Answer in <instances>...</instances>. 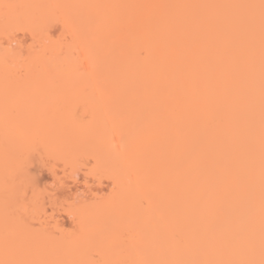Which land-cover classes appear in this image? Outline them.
I'll use <instances>...</instances> for the list:
<instances>
[{"label": "bare ground", "instance_id": "bare-ground-1", "mask_svg": "<svg viewBox=\"0 0 264 264\" xmlns=\"http://www.w3.org/2000/svg\"><path fill=\"white\" fill-rule=\"evenodd\" d=\"M261 3L0 0V89L96 98L67 132L46 115L0 117V264H260ZM32 154L107 183L52 201L71 228L45 211Z\"/></svg>", "mask_w": 264, "mask_h": 264}, {"label": "rangeland", "instance_id": "rangeland-1", "mask_svg": "<svg viewBox=\"0 0 264 264\" xmlns=\"http://www.w3.org/2000/svg\"><path fill=\"white\" fill-rule=\"evenodd\" d=\"M50 34L55 38L60 34V27L58 24H53L50 27ZM17 38L22 43L29 41L27 35H22L20 33L17 34ZM71 90L72 89H66L63 90V92L61 91L60 93L53 94L51 93L52 89L49 88H1L0 91H14L16 93L13 95L0 96V117H4L5 115H15L19 112L29 113L36 118L46 115L45 117L52 119V123L55 121V124H58V127L66 129L65 132H67V130H70L69 126L71 125H83L84 123L86 124L90 122L92 109L96 110V98L95 96L87 95V89H76L75 91L72 90L73 92H71ZM26 92H30V94ZM8 103L15 107H6L5 105ZM68 119L74 122H71L70 124L66 123ZM65 132L63 133L64 135L69 134H65ZM30 156H33L35 160H33V157L32 160L29 159L31 166L29 164L28 170L31 175L35 177V182L39 187V190H46L45 193L47 196L45 195L46 197H43L45 202H43L44 209L48 215H52V218H54V220L65 229L71 228L72 220L63 213L61 206L60 208L59 206L57 208V206L52 204V201H55L56 204L58 203L57 205H62L59 202L67 199L73 201L74 199H82L86 201L87 199H92L93 195L98 194L96 193L97 190L99 191V195H101L100 191H102L103 194V191L107 190V183L103 181L101 184H96V177L92 175L94 177L92 178V176H90L91 174H86V169L80 167V171L77 170V172H75L76 175L74 174L75 176H72L73 180H70L63 177V163L59 162L60 159H55V161L52 160V157L49 159L46 156V158L40 157L41 161L39 160V162V157L38 159L35 158L36 154ZM84 162H88L92 165L90 158L89 160L87 159V161L84 159ZM51 167H53V171L50 170ZM54 176L59 177L61 182L64 183V187L58 185L56 181L57 178L55 179ZM61 177L63 178L61 179ZM27 196H29V191H27Z\"/></svg>", "mask_w": 264, "mask_h": 264}, {"label": "snow or ice", "instance_id": "snow-or-ice-1", "mask_svg": "<svg viewBox=\"0 0 264 264\" xmlns=\"http://www.w3.org/2000/svg\"><path fill=\"white\" fill-rule=\"evenodd\" d=\"M5 7H22V6L5 5ZM261 8H262V11H264V0H262ZM261 70H262V104H264V16H262ZM262 147H264V142H262ZM218 264H231V262H218ZM260 264H264V259L261 260Z\"/></svg>", "mask_w": 264, "mask_h": 264}]
</instances>
